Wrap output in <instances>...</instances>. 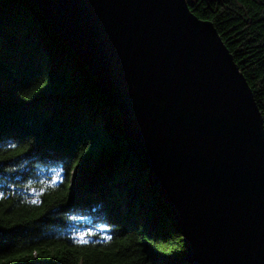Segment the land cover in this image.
I'll list each match as a JSON object with an SVG mask.
<instances>
[{
  "label": "trees",
  "instance_id": "trees-1",
  "mask_svg": "<svg viewBox=\"0 0 264 264\" xmlns=\"http://www.w3.org/2000/svg\"><path fill=\"white\" fill-rule=\"evenodd\" d=\"M187 2L213 23L264 121V0ZM185 254L95 77L32 1L0 0V264H187Z\"/></svg>",
  "mask_w": 264,
  "mask_h": 264
},
{
  "label": "water",
  "instance_id": "water-1",
  "mask_svg": "<svg viewBox=\"0 0 264 264\" xmlns=\"http://www.w3.org/2000/svg\"><path fill=\"white\" fill-rule=\"evenodd\" d=\"M121 116L187 264H264V121L187 0H30Z\"/></svg>",
  "mask_w": 264,
  "mask_h": 264
},
{
  "label": "snow or ice",
  "instance_id": "snow-or-ice-1",
  "mask_svg": "<svg viewBox=\"0 0 264 264\" xmlns=\"http://www.w3.org/2000/svg\"><path fill=\"white\" fill-rule=\"evenodd\" d=\"M66 175V174H65ZM61 182H63V178H61ZM33 203H36V201L35 200H33L32 201ZM107 230V226H105L104 228H102V231H106ZM90 235H92V233H83V234H79L76 238H75V241L76 242H78V243H80V244H88L89 243V241H88V239L86 238L87 236H90ZM106 239H111L112 237H111V235H107L106 237H105Z\"/></svg>",
  "mask_w": 264,
  "mask_h": 264
},
{
  "label": "rangeland",
  "instance_id": "rangeland-1",
  "mask_svg": "<svg viewBox=\"0 0 264 264\" xmlns=\"http://www.w3.org/2000/svg\"><path fill=\"white\" fill-rule=\"evenodd\" d=\"M114 106V105H113ZM34 264H45L44 262L42 261H35Z\"/></svg>",
  "mask_w": 264,
  "mask_h": 264
}]
</instances>
